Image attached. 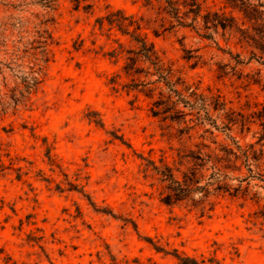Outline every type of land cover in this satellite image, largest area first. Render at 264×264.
<instances>
[{"label": "rangeland", "instance_id": "1", "mask_svg": "<svg viewBox=\"0 0 264 264\" xmlns=\"http://www.w3.org/2000/svg\"><path fill=\"white\" fill-rule=\"evenodd\" d=\"M12 1L0 0V40L8 45L18 36L19 19L33 21L41 13L38 6L18 12ZM199 1L240 24L225 0ZM144 4L57 0L42 81L25 106L0 117V264H177L173 251L204 264L210 258L264 264L259 181L251 180L246 192L211 198V211L200 216L184 203H160L159 187L141 172L144 160L170 166L177 150L208 144L204 130L244 149L257 140V122L219 132L206 121L187 135L180 131L194 122L152 116L156 95L132 89L122 71L136 45L104 18L121 10L149 22L141 34L165 65L197 93L218 95L225 104L223 111L208 110L218 127L227 110L254 120L251 114L264 106V65L220 29L207 31L210 39L190 28L154 37L157 6ZM226 175V183L237 186L246 170L240 165Z\"/></svg>", "mask_w": 264, "mask_h": 264}, {"label": "trees", "instance_id": "2", "mask_svg": "<svg viewBox=\"0 0 264 264\" xmlns=\"http://www.w3.org/2000/svg\"><path fill=\"white\" fill-rule=\"evenodd\" d=\"M151 1L157 6L155 14L158 19L152 21L153 24L157 21V28H151L154 37L174 28H190L195 32L202 31L199 34L201 38L210 39L211 34L207 31L220 29L222 34L236 36L237 44L248 48L252 58L264 65V0H225L231 9L240 14V24L224 13L203 8L199 0ZM8 5L18 12L38 6L41 13H36L33 21L18 20V36L10 45L0 40V117L14 114L18 108L25 106L42 81L49 59L47 47L51 44L48 26L53 20L57 0H13ZM148 5L150 0H145L144 6ZM104 20L136 45L126 52L128 56L122 71L130 78L132 89L147 98L156 95L149 109L152 116L162 115L163 119L171 122L180 120L182 124L194 122L185 127V131H180L187 135L193 128L208 124V121L210 127L219 132H229L230 127L237 123L241 129L245 126L248 129L247 125L254 122L259 127L256 142L246 145L244 149L229 137L226 138L230 143L226 144L217 141L212 132L204 130L203 133L209 135L208 144L199 142L193 144V149L183 147L177 150L176 159L172 160L170 166L162 159L158 164L144 160L141 172L159 187V202L164 205L184 203L197 209L203 216L211 211V198L220 193L234 196L243 189L242 192H246L251 180L259 181L264 188V152L262 145H258L264 142V106L251 114L252 122L227 110L224 113L225 122H220L221 127L216 126L215 120L209 118V107L218 112L224 110L225 104L218 95L197 93V88L187 85L169 65H165L152 43L147 42L141 34L143 29L149 28V22L143 25L141 18L135 19L121 10L107 14ZM138 64H145L146 67H138ZM140 77L143 79L140 80ZM149 77L155 79L146 81ZM186 117L188 120H185ZM238 161L245 168L246 176L238 180L237 186H230L226 183V174L240 170V165L236 166ZM260 216L264 220V209ZM172 253L177 264H204L175 251ZM207 262L220 264L214 258Z\"/></svg>", "mask_w": 264, "mask_h": 264}]
</instances>
